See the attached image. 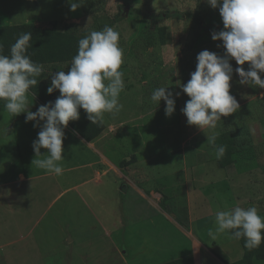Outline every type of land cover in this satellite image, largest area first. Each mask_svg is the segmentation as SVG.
I'll return each instance as SVG.
<instances>
[{
    "label": "rangeland",
    "instance_id": "374dc122",
    "mask_svg": "<svg viewBox=\"0 0 264 264\" xmlns=\"http://www.w3.org/2000/svg\"><path fill=\"white\" fill-rule=\"evenodd\" d=\"M22 1L4 0L17 16ZM31 1L36 13L31 22L44 29L51 24L41 13H59L67 0ZM94 1V13L78 9L74 15L61 17L66 16L63 20L67 23L79 24L86 34L105 25L120 34L124 61L120 70L125 87L119 102L124 107L115 117L106 113L103 121V132L107 133L103 141L109 144L102 153L115 167L103 159L91 171L88 166L94 163L95 154L81 143L73 145L75 133L70 131L63 141V174L56 176L36 168L32 165L35 139L24 136L26 131L11 133L5 128L12 121L0 101V264H124V260L132 264V258L139 264H159L189 253L186 243L175 246L173 242L183 238L172 216L143 200L133 186L127 192L120 190L122 179L115 171L128 165L120 166L127 157L135 159L142 145L144 166L151 174L143 183L147 188L153 183L163 189L166 207L184 202L185 194L189 199L185 205L195 217L198 209L193 200L200 191L216 196L219 201L215 208L256 206L264 216V89L240 85L236 62L230 61V93L240 109L222 117L214 130H234L238 151L230 170L217 163L213 146L207 143L206 135H212L213 130L204 132L189 126L181 111L189 97L180 85L186 84L195 71L197 54L205 49L224 53L217 47L222 41L211 38L213 31L223 28L219 9H213L206 0ZM6 24L7 17L0 12V25ZM70 64L48 69L46 80L56 71L67 72ZM244 67L247 70V62ZM176 71L179 74L173 75ZM168 85L176 101L170 117L165 115L163 100L159 105L150 100L154 89ZM177 92L181 93L178 97ZM31 98L29 94V101ZM115 131L118 137H109ZM152 151L153 156L148 157ZM45 152L41 149L40 158ZM202 162L208 170L202 180L189 181V169L179 172L186 165ZM175 170L179 172L172 175L175 181L185 183L188 177L185 193L181 183L173 190L166 185V175ZM213 217L211 214L210 219ZM209 229L213 228L201 227L196 235L206 240ZM217 237L231 236L223 233ZM211 253L225 257L218 249L211 248ZM258 262L264 264V260Z\"/></svg>",
    "mask_w": 264,
    "mask_h": 264
},
{
    "label": "clouds",
    "instance_id": "9594fccd",
    "mask_svg": "<svg viewBox=\"0 0 264 264\" xmlns=\"http://www.w3.org/2000/svg\"><path fill=\"white\" fill-rule=\"evenodd\" d=\"M213 8L219 9L223 28L213 31V41H222L217 47L224 49L223 55L207 49L196 56V69L190 74L186 84H181L182 92L189 99L181 109L189 126H196L205 132L207 143L213 146L216 158L221 159L226 146H216L219 135L214 130L222 117H228L240 109L236 97L230 93L233 66L239 77L240 85L264 89V0H206ZM70 10L76 11L84 0H69ZM32 33L21 34L10 46V54H3L0 43V101L4 109L13 117L26 113L25 122L35 121L39 127L37 138L32 147L35 158L32 165L49 174H63L61 162L65 159L63 141L65 129L70 121L80 118L83 109L91 124L101 125L104 115L117 116L123 109L119 102L124 90L123 49L119 46L120 34L105 25L102 30H92L78 40L77 53L72 57L67 72L61 70L51 75L47 93L59 91L54 102L40 105L35 112L30 110L29 90L36 87L44 71L43 66L35 63L28 49ZM247 62L248 67L244 65ZM178 75V71L172 73ZM181 93H175L180 96ZM150 100L160 104L165 102V115L175 111V98L168 86L153 90ZM41 122H43L41 124ZM41 149H45L44 158ZM229 233L235 240L244 239V247L249 251L264 243V216L256 206L247 208L236 206L215 212V229H209L213 239L218 234Z\"/></svg>",
    "mask_w": 264,
    "mask_h": 264
},
{
    "label": "crops",
    "instance_id": "0c3cea01",
    "mask_svg": "<svg viewBox=\"0 0 264 264\" xmlns=\"http://www.w3.org/2000/svg\"><path fill=\"white\" fill-rule=\"evenodd\" d=\"M67 1L63 4V10L60 11L59 13L49 15V16L41 13L42 14L41 16L47 17L45 21H50V20H55V19L63 20L66 16L65 17H61V16H64L67 13L71 12L69 0ZM21 5L22 7L20 10V14L19 16H17L10 10L8 5L5 4L4 0H0V12L6 15L8 24H22L26 22H31L32 20L36 18L35 17L36 13H33V7H32L31 0H23L21 2ZM29 94L32 97L31 101H29V106L30 108H35L37 110V108L43 103L39 101V99H37L33 94H31V92H29ZM9 119L12 121V123H10L8 127L5 126V128H8L11 133L14 131L21 130V131H26L24 133L25 134L24 136L28 135L31 138H34V139L37 138V134L40 131V128L33 126L35 121H29L26 123L25 118H22L21 114L14 116V117L10 114ZM42 123L43 122H41V124ZM70 131L75 133L74 137L76 140L72 143L73 145L77 143H81L83 147L88 149L91 153L95 154L96 157L94 159V163L92 164L89 163L90 165L88 166L89 168H91V171L93 169V165L96 164L97 162H101L103 159L104 161L105 160L109 161L108 163L111 164L112 167H115L113 162H111L110 160H107L106 157L102 153L103 150L106 149L107 145L109 144V143L105 144L103 141V137H105L107 134L103 132L104 130L101 131V134L97 135L95 138H93L90 141H86L85 139H83L78 133H76L72 128L68 126L65 129V133H70ZM109 135H110L109 137L116 139L118 137V132L117 131L110 132ZM66 138L67 136H65L64 139ZM143 146L144 145L139 146V150L135 153L136 158L132 162L128 163V165L124 167L123 169L118 167L117 172L115 171V173H117L118 176L122 179V183L126 185L125 192H127L129 187L133 186L139 192V195L143 200L150 201L155 206V208L158 209L159 212L163 211L164 213H168L170 216H172V218L174 219L176 223L175 225L176 230L180 234V237L183 238V240L181 241L178 240V242H176L175 240H173V242L175 243V246H178L182 243H186L189 246L190 248L189 253H186L182 256L191 254L193 256V264H228L230 262H234L240 259L243 255V248L239 240H235L231 237H228V238L223 237L221 240L217 236L215 239H213L211 236H208L206 240H203L199 238L198 235H196V232H198L201 227H206V225L215 229V212L217 210H225V207H223L224 208L223 209L221 205H218V207L215 208V202L219 201L217 200L216 196H212V194L206 195V194L200 193V191L197 194H195L193 202L197 203L196 207L198 209L196 212L198 216L196 215L195 217H192L191 208L185 205L187 204L189 200L188 196H185V194H184V202L180 201L181 203H177L176 207H173V208L167 207L168 210H165L161 207V200L164 198V195L161 192L163 191V189L160 187L158 188L155 187L153 183H150L149 188H147L145 184L143 183V181L149 175H151L149 170L144 166L146 156L144 154L145 150L143 151L142 149ZM153 152L154 151H152V153L150 152L148 157L153 156ZM126 159L127 161H130L129 157H127ZM232 164L233 162L227 166H221V167H226V169L230 170L232 168L231 167ZM187 169L190 170V174L192 175L191 179L189 178L190 179L189 181L202 180L203 173H208V170L204 166V162L200 163L199 165L193 164L192 166H189V167H187L186 165L183 167V170L181 169L179 170V172L185 173ZM179 172L176 170L169 172L166 175V178L168 177L166 185L170 190H173L174 188L180 185L179 183H181V185L184 187V193H185L188 191L186 187L188 184V181H186L188 180V177H185V183L179 182L178 180L175 181V179L172 178V175H176ZM20 176L22 177L23 175L20 174ZM175 202H176V199H175ZM181 204H184V207H181ZM212 204L214 206H212ZM209 208H213V210L210 211ZM211 214L214 216L212 219H210ZM111 234L112 233H110V236ZM211 248L220 250L225 257L223 259L215 257L211 253ZM259 260H262V259L254 258L253 264L259 263L258 262ZM131 261H133L132 264H139L138 262H135L133 258ZM124 264H129V263L126 260H124Z\"/></svg>",
    "mask_w": 264,
    "mask_h": 264
},
{
    "label": "trees",
    "instance_id": "16d2710c",
    "mask_svg": "<svg viewBox=\"0 0 264 264\" xmlns=\"http://www.w3.org/2000/svg\"><path fill=\"white\" fill-rule=\"evenodd\" d=\"M93 2L95 1L84 0V3L77 10L79 9L84 13H94L97 11V8H94ZM74 13L75 11L70 12L73 15ZM49 23L51 27L44 29L35 25L33 22L0 25V43L4 45V55L10 54V46L15 43L21 34L26 32L32 33V39L30 41L32 47L28 49V53L35 63L43 66L44 71L38 77V80H40L38 85L29 91L43 104H47L49 101L54 102L59 96L58 90L52 94L47 93V88L51 84V80H46L48 69L53 70L62 64L71 63L72 57L78 50V40L86 35L87 32L86 30H80L79 24L67 23L62 19L50 20ZM58 25H61V28H57ZM30 110L33 112L36 111L35 108H30ZM79 111L80 118L76 121H70L68 126L83 139L90 141L101 133L104 125L91 124L87 119L85 111L83 109ZM25 116L26 113H21L22 118H25ZM220 145L226 146V152L221 159H217V162L220 166H227L233 162L232 157L238 151L234 130L229 129L219 133L216 146ZM133 160L134 157L130 161H122L120 166L127 165ZM163 199L161 200V207L168 210L165 203H163ZM239 241L243 248V255L240 259L228 264H253L254 258L264 260V243L259 248L249 251L244 247V239L241 238ZM160 264H193V256L187 254Z\"/></svg>",
    "mask_w": 264,
    "mask_h": 264
},
{
    "label": "water",
    "instance_id": "95a60500",
    "mask_svg": "<svg viewBox=\"0 0 264 264\" xmlns=\"http://www.w3.org/2000/svg\"><path fill=\"white\" fill-rule=\"evenodd\" d=\"M127 11V8H125V12ZM121 191L125 192L126 191V185L123 184L120 188Z\"/></svg>",
    "mask_w": 264,
    "mask_h": 264
}]
</instances>
